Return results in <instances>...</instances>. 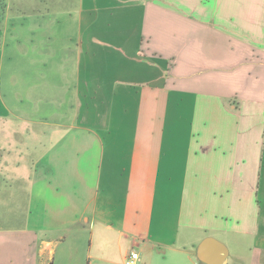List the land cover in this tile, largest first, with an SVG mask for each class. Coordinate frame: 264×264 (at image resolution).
Instances as JSON below:
<instances>
[{
	"label": "crops",
	"instance_id": "0c3cea01",
	"mask_svg": "<svg viewBox=\"0 0 264 264\" xmlns=\"http://www.w3.org/2000/svg\"><path fill=\"white\" fill-rule=\"evenodd\" d=\"M76 6L74 52L36 74L31 115L0 94V195L28 170L30 125L50 128L27 215L0 228V264L77 251L88 264L132 251L137 264H264V0Z\"/></svg>",
	"mask_w": 264,
	"mask_h": 264
},
{
	"label": "rangeland",
	"instance_id": "374dc122",
	"mask_svg": "<svg viewBox=\"0 0 264 264\" xmlns=\"http://www.w3.org/2000/svg\"><path fill=\"white\" fill-rule=\"evenodd\" d=\"M60 2L61 0H0V94L7 96L8 103H11L15 109L17 103L19 112L26 117L31 115L29 109H27V104L31 100L38 103L37 84L34 82L36 74L39 79L38 83L39 81L43 83V76H40V72L48 70L50 65L53 64H56L57 70L58 67L62 68L59 63L65 61L67 56L58 51L62 50L63 45L71 49L70 54L75 49V37L77 35H74L73 32L75 30L74 21L79 12L76 9L79 0L64 1L66 2L64 9L68 10L70 18L67 13L62 11L58 16ZM56 7L57 10H54ZM33 9L36 12L31 14ZM46 9L51 13L50 21L46 16H43L42 12ZM53 13H56V15H53ZM48 23L50 24L48 25ZM33 34H36L38 41L32 43ZM43 37L45 38L42 41ZM68 38L72 41L62 42V40ZM39 95L42 96V94ZM1 104L2 102L0 103V113H3L6 108L4 109ZM38 107L42 110L41 104L36 106L34 110L37 111ZM32 113L35 114L34 111ZM3 115V117H6L5 114ZM10 118L12 119L13 116H10ZM7 120L10 121L9 118ZM15 125L18 126L19 123H15ZM34 126L30 125L31 129L41 130L39 139L35 141L33 139L32 147L19 150L21 165L28 170L26 172L18 171L17 176H14L17 178L11 179L12 183L10 182L12 190L7 188L8 194L3 196L2 193L0 195V228L14 227L16 215L22 213L27 215L28 189L26 190L27 180L25 176L32 174L29 170L30 163L33 160L40 161L44 157L47 138L46 134L43 135V133L50 130L49 127ZM23 142H25L24 139ZM15 157H18V154ZM0 168H2L1 163ZM20 172H22V177L19 178ZM2 173L4 172L2 171ZM16 188L17 192L14 190ZM22 191L23 193H21ZM22 220L20 218V221ZM85 245L84 242L81 247L83 248ZM231 253L233 254V252ZM65 263L88 264L83 257L79 258V251L75 253L72 260L67 262L60 260L56 261L55 264Z\"/></svg>",
	"mask_w": 264,
	"mask_h": 264
},
{
	"label": "built area",
	"instance_id": "2783aa9c",
	"mask_svg": "<svg viewBox=\"0 0 264 264\" xmlns=\"http://www.w3.org/2000/svg\"><path fill=\"white\" fill-rule=\"evenodd\" d=\"M138 263V253L130 252V254L124 259V264H137Z\"/></svg>",
	"mask_w": 264,
	"mask_h": 264
},
{
	"label": "water",
	"instance_id": "95a60500",
	"mask_svg": "<svg viewBox=\"0 0 264 264\" xmlns=\"http://www.w3.org/2000/svg\"><path fill=\"white\" fill-rule=\"evenodd\" d=\"M205 245H206V242L201 246V251L204 249ZM202 256H203V253H202ZM221 260H222V258H219L218 260H216L214 262V264H220L221 263L220 262ZM201 261L204 262V263H206V264H212L210 261H208L207 259H205L204 256H203V258L201 257Z\"/></svg>",
	"mask_w": 264,
	"mask_h": 264
}]
</instances>
